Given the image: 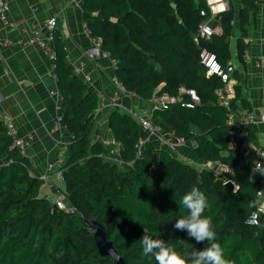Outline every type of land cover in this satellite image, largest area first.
<instances>
[{
    "label": "trees",
    "instance_id": "obj_1",
    "mask_svg": "<svg viewBox=\"0 0 264 264\" xmlns=\"http://www.w3.org/2000/svg\"><path fill=\"white\" fill-rule=\"evenodd\" d=\"M81 1L83 20L115 61L120 88L143 100L154 92L176 95L180 87L196 91L199 104L191 108L170 103L167 109H154L153 117L163 130L192 146L199 160L227 165L230 171L225 177L237 188H229L210 168H197L168 149H158L121 107L112 109L107 119L118 144V160L109 158L105 142L93 136L98 98L75 73L55 32L51 42L55 73L65 126L72 136L69 154L60 165L59 188L74 211L40 195L42 180L33 164L11 147L12 139L0 124V264H113L111 256L99 253L89 219L102 224L124 264H157L153 255L143 253L144 227L177 252L200 250L206 242L198 244L174 228L175 220L187 214L180 206L181 197L193 186L208 199L204 214L212 218L226 258L234 264H264V212L259 226L247 223L264 176L253 175L242 150L244 137L253 135L255 124L246 126L241 135L242 128L229 123V110L215 93L222 82L217 75L206 74L199 58L200 50L207 48L227 64L235 18L231 5L210 19L211 26L219 25L221 31L204 38L198 28L211 15L207 0ZM242 3L254 6L255 0ZM244 12L239 16L243 32ZM236 43L241 57L243 40ZM236 100H231L232 109L238 107ZM230 129L235 146L230 145Z\"/></svg>",
    "mask_w": 264,
    "mask_h": 264
},
{
    "label": "crops",
    "instance_id": "obj_2",
    "mask_svg": "<svg viewBox=\"0 0 264 264\" xmlns=\"http://www.w3.org/2000/svg\"><path fill=\"white\" fill-rule=\"evenodd\" d=\"M7 1L10 24L5 25L0 19V110L11 114L18 134L28 140L27 155L33 159L32 164L38 175L48 174L59 188L62 180H56L51 171L66 159L72 136L65 126L63 100L51 61L39 44L26 41L34 30L45 38L49 32L45 22L51 17L56 18L54 30L65 44L69 63L98 98L93 136L105 142L112 159L118 158V144L113 140L107 125L112 110L107 106L109 98L116 95L119 107L139 112L141 116L155 121L151 103L149 99L125 95L114 84L113 59L109 55L101 54L94 58L86 55L91 42L82 28L85 21L81 0ZM209 1L215 4L216 14L230 5L234 10V30L230 39V58L227 61L234 65V98H237L239 111L249 110L258 114L264 108V0H255L254 6H245L242 0ZM243 9L246 11L243 23L245 32L239 28V16ZM238 38L244 43L241 57L237 52ZM86 75L90 80L85 79ZM243 101L247 105L244 106ZM240 128L241 135L246 134L248 127ZM260 147L264 149V123L256 124L253 135L245 136L242 142V150L252 166L255 161L253 152ZM172 149L168 150L195 167L205 162L199 160L192 146L186 143L174 144ZM219 164L209 163V166L214 169ZM234 188L237 186L234 185ZM40 195L55 197L45 186H41Z\"/></svg>",
    "mask_w": 264,
    "mask_h": 264
},
{
    "label": "built area",
    "instance_id": "obj_3",
    "mask_svg": "<svg viewBox=\"0 0 264 264\" xmlns=\"http://www.w3.org/2000/svg\"><path fill=\"white\" fill-rule=\"evenodd\" d=\"M76 1V0H72ZM208 5L211 10V15L206 17L200 24L198 28L199 36L204 38H209L212 34L218 33L220 31V26L217 25L215 27L211 26L210 19L212 17H215L217 14V11L214 8V3L208 0ZM200 13L202 15H206L205 10H201ZM8 1L7 0H0V19L3 21V23L10 24V21L8 19ZM46 27L49 28V32L47 33L46 37L43 38L40 36L39 32L37 30H34L32 35L26 38L27 42H35L41 46V48L44 50V52L47 54L48 58L51 61V68L53 70V74L56 77L55 68H56V51L52 47V40L55 36V26H56V18L51 17L49 18L45 24ZM33 26V25H32ZM34 27V26H33ZM83 32L84 34L89 37L90 39V47L86 51V55L89 58H94L97 56H100L101 54H107L110 56L109 52L103 50L102 48V39L99 36H95L92 33V30L90 27L86 24V22L83 23ZM200 63L204 66L206 74L207 75H217L222 84L216 88L215 93L218 97V102L225 108L229 110L228 113V120L230 124H233L237 127H244L250 124H260L264 123V108L261 112L258 114L245 110V111H239L238 109H232L231 108V100L234 97V81L232 78L233 72H234V65L227 63L223 65L220 63V61L217 59V56L214 52L210 51L207 48H202L199 53ZM113 61L114 69L116 67L115 61ZM78 71V70H77ZM57 78V77H56ZM86 80H90V77L88 75L85 76ZM114 84H116L118 87L119 83L114 76L113 78ZM122 92L125 95H135L133 93L126 92L122 88H120ZM54 93V91H52ZM188 96L189 100H185L184 97ZM149 101L151 103V111L153 112L154 109H167L170 105V103L179 102L182 106L186 107H194L195 105L199 104V97L196 93V91L192 88H186V87H180L176 95H170L166 92H163L161 94H157L154 92L152 96L149 98ZM119 99L116 95L109 98L107 106L111 109H114L116 107H119L118 105ZM103 106V104H102ZM133 118H135L141 128L148 133V136L151 140H153L158 149L165 148V149H172L174 147V144H182L185 143L184 139L182 137H176L173 133L167 132L162 129L160 124L156 121L151 120L149 117L141 116L140 114L134 112L133 110H127ZM0 124L5 127L6 133L11 137V147H16L19 153L22 156H26L28 158V161L32 163L33 159L27 155V147H28V140L21 137L18 134L17 126L14 121V118L11 116L10 113H8L5 110H0ZM229 140L230 145L235 146L237 144L235 138H234V130H229ZM141 144V142H140ZM173 150V149H172ZM174 151V150H173ZM138 154H140V150L138 151ZM255 161L260 160L261 163H263L264 157V149L263 148H257L253 152ZM118 160V158H117ZM254 166V164H253ZM210 168L209 163L206 161L200 165L199 168ZM216 175L220 176L224 179V182L230 181L228 178L225 177V172L228 171L229 167L225 164L220 163L217 168H210ZM56 180H62L63 179V169L58 166L56 169L51 171ZM39 178L42 180V185L50 189V194H54L55 197H51V202L53 204H56L59 208L67 211V212H73L74 208L67 204L63 198L59 197V193L61 192L59 188L56 187L54 181H52L49 178L48 174H41L39 175ZM261 184H263V180L260 181ZM58 194V196H57ZM264 212V194L263 190L259 189L256 192L255 197V207L250 212L247 223L250 225H257L259 221L260 215Z\"/></svg>",
    "mask_w": 264,
    "mask_h": 264
},
{
    "label": "clouds",
    "instance_id": "obj_4",
    "mask_svg": "<svg viewBox=\"0 0 264 264\" xmlns=\"http://www.w3.org/2000/svg\"><path fill=\"white\" fill-rule=\"evenodd\" d=\"M253 164V175L259 173L264 176V163L256 160ZM180 206L187 214L175 220L174 228L185 231L198 244L206 242V246L200 250L180 253L159 236L151 235L149 229L144 227L140 239L144 255H153L157 264H234V261L226 258L225 248L217 242L212 218L204 214L209 206L205 193L193 186L181 197Z\"/></svg>",
    "mask_w": 264,
    "mask_h": 264
},
{
    "label": "water",
    "instance_id": "obj_5",
    "mask_svg": "<svg viewBox=\"0 0 264 264\" xmlns=\"http://www.w3.org/2000/svg\"><path fill=\"white\" fill-rule=\"evenodd\" d=\"M226 185L229 188H233L234 184L231 181H227ZM88 227L93 229V239L95 245L101 255L111 256L113 264H124L123 258L119 255L114 248L112 241L106 238V231L102 224L94 219L86 220Z\"/></svg>",
    "mask_w": 264,
    "mask_h": 264
},
{
    "label": "rangeland",
    "instance_id": "obj_6",
    "mask_svg": "<svg viewBox=\"0 0 264 264\" xmlns=\"http://www.w3.org/2000/svg\"><path fill=\"white\" fill-rule=\"evenodd\" d=\"M120 93H121V92H120ZM138 113H139V112H138ZM139 114H141V113H139ZM108 147H110V146H108ZM107 155H108L109 158H111L109 154H107ZM197 168H199V166H198Z\"/></svg>",
    "mask_w": 264,
    "mask_h": 264
},
{
    "label": "bare ground",
    "instance_id": "obj_7",
    "mask_svg": "<svg viewBox=\"0 0 264 264\" xmlns=\"http://www.w3.org/2000/svg\"><path fill=\"white\" fill-rule=\"evenodd\" d=\"M220 6V5H219Z\"/></svg>",
    "mask_w": 264,
    "mask_h": 264
}]
</instances>
